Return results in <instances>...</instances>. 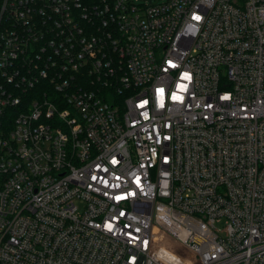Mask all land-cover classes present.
I'll return each mask as SVG.
<instances>
[{"label": "built area", "instance_id": "obj_1", "mask_svg": "<svg viewBox=\"0 0 264 264\" xmlns=\"http://www.w3.org/2000/svg\"><path fill=\"white\" fill-rule=\"evenodd\" d=\"M160 233L264 264V0H2L0 264H170Z\"/></svg>", "mask_w": 264, "mask_h": 264}, {"label": "rangeland", "instance_id": "obj_2", "mask_svg": "<svg viewBox=\"0 0 264 264\" xmlns=\"http://www.w3.org/2000/svg\"><path fill=\"white\" fill-rule=\"evenodd\" d=\"M139 2L157 3L164 0H137ZM217 225H222L221 221L217 222ZM157 249L160 252L162 258L169 262L170 264H180L182 260L183 264H191V256L186 253L184 255V250L179 243L175 242L173 239L169 238L167 235L160 233L159 239L157 240ZM172 260L173 262H171Z\"/></svg>", "mask_w": 264, "mask_h": 264}, {"label": "trees", "instance_id": "obj_3", "mask_svg": "<svg viewBox=\"0 0 264 264\" xmlns=\"http://www.w3.org/2000/svg\"><path fill=\"white\" fill-rule=\"evenodd\" d=\"M1 4H2V0H0V7H1Z\"/></svg>", "mask_w": 264, "mask_h": 264}]
</instances>
